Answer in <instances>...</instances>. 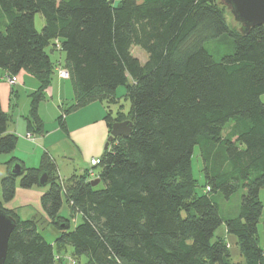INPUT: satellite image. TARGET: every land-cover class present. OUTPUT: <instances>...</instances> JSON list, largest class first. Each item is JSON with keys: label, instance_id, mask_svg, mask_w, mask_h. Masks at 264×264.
<instances>
[{"label": "trees", "instance_id": "trees-1", "mask_svg": "<svg viewBox=\"0 0 264 264\" xmlns=\"http://www.w3.org/2000/svg\"><path fill=\"white\" fill-rule=\"evenodd\" d=\"M227 11L225 0H0V73L6 80L23 71L39 83L28 133H42L37 106L59 67L74 93L64 113L113 98L119 87L131 102L130 115L116 120L131 123L129 135L109 141L111 150L80 176L60 179L47 153L37 169L15 158L5 163L0 209L16 225L4 264H232L228 241L214 238L222 224L244 264H264L257 235L264 29L243 31ZM133 47L146 54L143 64ZM47 50L63 61H51ZM7 122L0 105V155H10L17 143ZM195 147L203 160L201 191L191 172ZM14 164L21 167L17 177L10 174ZM89 172L102 188L90 185ZM42 174L49 185L40 197L44 222L58 232L51 243L37 221L3 208L15 196L17 178L30 189L40 187ZM239 190L238 215L222 217L213 194L228 199ZM62 196L80 219L74 226L59 216Z\"/></svg>", "mask_w": 264, "mask_h": 264}, {"label": "rangeland", "instance_id": "rangeland-1", "mask_svg": "<svg viewBox=\"0 0 264 264\" xmlns=\"http://www.w3.org/2000/svg\"><path fill=\"white\" fill-rule=\"evenodd\" d=\"M115 1L118 2L120 0ZM227 15L230 18V23L238 26L229 11H227ZM34 24L35 27L40 30L43 26L42 17L36 15ZM238 28L240 29L241 27L238 26ZM47 52L50 55L51 61H63V55L60 52H49V50H47ZM131 54L137 58L141 64L146 61V54L138 47H133ZM58 69L62 68L59 67ZM15 77L19 80L20 85L18 86L16 83L12 91L6 81L7 84L1 87L0 93V105L2 106V111L8 117V131H12L17 137L14 151L22 158L19 159V161L23 164L25 169L39 168L41 158L45 151L55 164L60 179L65 182L74 175L80 176L86 170H90V160L101 158L105 152L104 146L110 136V126L112 127L113 124L118 123L116 120L119 118V115L122 114L128 117L131 113V102L126 94V87L117 88L113 98L94 100L74 111L64 113V111H67L66 109L74 103V93L71 82L59 79L55 73L52 76L50 85L43 94V99L37 106L36 112L42 124V133L41 135L27 133V120L29 118L32 101L31 95L38 90L39 83L33 76L23 71ZM21 84L24 86L23 88ZM260 100L264 104V95L261 96ZM63 114L64 118L63 121H61L60 116ZM62 124L66 131L61 128ZM229 126L230 124L225 127L224 133H228L230 130ZM26 133L33 138V141L37 139L36 142L42 146V149L37 148V145L35 146L26 142V140L23 139ZM40 137H43L44 140H40ZM111 147L112 144L108 146V151L111 150ZM14 151L11 153L12 155H14ZM11 154L9 159L13 158ZM4 156L0 155V159ZM2 167L5 168L6 166H0V171L3 169ZM202 167L203 160L200 156V150L198 147H195L192 155L191 172L193 179L197 182V191H201L202 189L200 187L204 185ZM93 170L98 172L100 168L97 167ZM5 175H3V177ZM3 177H1L0 180ZM95 179H97L96 176L91 178V180ZM19 181L20 179L17 178L15 182L16 188L19 187ZM48 188L49 185L33 187L32 189L46 192ZM97 188H102V184H99ZM242 194L243 191L239 190L228 199H225L219 193L213 194L218 203L219 213L222 217L231 218L238 215ZM259 199L263 204V210L257 225V235L258 244L260 248L264 250L263 191L260 192ZM59 216L68 220L72 226L80 221L79 217L74 219V216L70 212L69 205L63 196ZM32 219L37 221L39 233H41L48 242H53L58 232L51 225L45 223V220L40 214L37 215L35 213L29 220ZM74 220L76 223H74ZM225 235V226L222 224L216 230L214 238L225 237ZM225 238L230 245L229 252L232 264H240V262L244 264L243 259L238 254L236 245L232 242V237L228 236ZM80 262H84V259L81 258Z\"/></svg>", "mask_w": 264, "mask_h": 264}, {"label": "water", "instance_id": "water-1", "mask_svg": "<svg viewBox=\"0 0 264 264\" xmlns=\"http://www.w3.org/2000/svg\"><path fill=\"white\" fill-rule=\"evenodd\" d=\"M227 9L233 20L245 31L248 28L264 26V0H225ZM131 131V123L127 121L115 123L110 130V136L104 146L107 149L108 142L117 137H127ZM21 173V167L14 164L10 168V174L17 177ZM46 175L39 177L38 184L44 186ZM99 179L91 180L90 185L95 187ZM15 220L0 209V264H4L7 254L9 237L15 228Z\"/></svg>", "mask_w": 264, "mask_h": 264}, {"label": "crops", "instance_id": "crops-1", "mask_svg": "<svg viewBox=\"0 0 264 264\" xmlns=\"http://www.w3.org/2000/svg\"><path fill=\"white\" fill-rule=\"evenodd\" d=\"M0 74H1V77H0V93H1V87L4 86L7 83H6V80L4 78L5 73L3 71H1ZM15 79L17 81V84L16 85L19 86L20 85L19 80L16 77H15ZM7 85H9V84H7ZM15 86L11 87L9 85L10 90L13 91V89L15 88ZM21 87L23 88L24 86L21 84ZM1 109H2V106H1ZM7 132L8 133H13L12 131H8V128H7ZM27 133H26V135H27ZM25 136L23 137V139L26 140V142H28L30 144H33L35 146L37 145V148L42 149V146L40 144H37V142H36L37 139L32 142V141H29V140L25 139ZM38 140H39V138H38ZM40 140H44V138L43 137H40ZM44 153H46V152L44 151ZM13 154L14 155L11 154V156L13 158H15L17 160L22 159V158H20V155L16 153V151H14ZM9 157H10V155H5L4 157H1V159H0V166L5 165V163L7 161H9ZM5 173L7 174V167L1 169V171H0V178L3 177V175H5ZM32 188L31 189H28V190L22 189L20 187L16 188L15 189V196H14L13 200H11L8 203H4L3 204V208L6 209V210H8V211H13L18 216V218L20 220L30 219L35 213L37 215L40 214V216L44 219V215H43L42 210H41V207H40V197H41V195L44 192H43V190L42 191L41 190L39 191L37 189H32ZM225 234H226V232H225ZM225 237H228V235L226 234ZM229 239H230V237H229ZM232 242L235 244V239L233 237H232ZM238 254H239V252H238ZM240 264H242V262H240Z\"/></svg>", "mask_w": 264, "mask_h": 264}, {"label": "built area", "instance_id": "built-area-1", "mask_svg": "<svg viewBox=\"0 0 264 264\" xmlns=\"http://www.w3.org/2000/svg\"><path fill=\"white\" fill-rule=\"evenodd\" d=\"M57 75L60 79H64V80L68 79V72L64 69H57ZM6 81L10 86H14L17 83L16 79L13 77L12 78L6 77ZM25 139H27L29 141H33V138L29 134H27L25 136ZM89 164H90V167H95L99 164V160L98 159H91ZM89 176H90V178L94 177L92 172H89ZM71 264H74V263L71 262Z\"/></svg>", "mask_w": 264, "mask_h": 264}]
</instances>
